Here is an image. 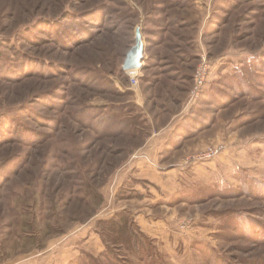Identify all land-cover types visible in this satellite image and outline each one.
I'll use <instances>...</instances> for the list:
<instances>
[{"label":"rangeland","instance_id":"1","mask_svg":"<svg viewBox=\"0 0 264 264\" xmlns=\"http://www.w3.org/2000/svg\"><path fill=\"white\" fill-rule=\"evenodd\" d=\"M0 264H264V0H0Z\"/></svg>","mask_w":264,"mask_h":264},{"label":"crops","instance_id":"2","mask_svg":"<svg viewBox=\"0 0 264 264\" xmlns=\"http://www.w3.org/2000/svg\"><path fill=\"white\" fill-rule=\"evenodd\" d=\"M138 163L142 164V167H140L139 169L142 172V173L140 172V174L143 175L144 178L151 179L152 183L156 182V184L160 186L163 190H168L171 188L173 184V178L174 177L176 178L177 170L171 169L166 171H155L152 168L147 167L145 162H138ZM145 229L147 232L151 234L154 233L153 228L146 227Z\"/></svg>","mask_w":264,"mask_h":264},{"label":"water","instance_id":"3","mask_svg":"<svg viewBox=\"0 0 264 264\" xmlns=\"http://www.w3.org/2000/svg\"><path fill=\"white\" fill-rule=\"evenodd\" d=\"M145 42L143 40V33L141 26L135 28V40L134 45L127 55V61H131L133 64H140L144 58ZM127 62V63H128Z\"/></svg>","mask_w":264,"mask_h":264},{"label":"built area","instance_id":"4","mask_svg":"<svg viewBox=\"0 0 264 264\" xmlns=\"http://www.w3.org/2000/svg\"><path fill=\"white\" fill-rule=\"evenodd\" d=\"M137 77H138V72L137 71H131V79L134 81V84H137ZM197 79V76H196Z\"/></svg>","mask_w":264,"mask_h":264},{"label":"bare ground","instance_id":"5","mask_svg":"<svg viewBox=\"0 0 264 264\" xmlns=\"http://www.w3.org/2000/svg\"><path fill=\"white\" fill-rule=\"evenodd\" d=\"M128 64H131V65H133V67H136L138 64H133V63H131V61L129 60V62H128Z\"/></svg>","mask_w":264,"mask_h":264}]
</instances>
